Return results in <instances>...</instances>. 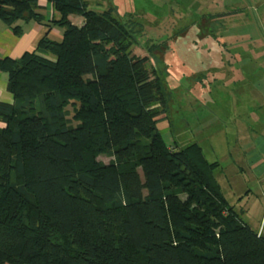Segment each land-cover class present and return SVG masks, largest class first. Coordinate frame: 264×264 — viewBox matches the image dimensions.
<instances>
[{
    "label": "trees",
    "instance_id": "16d2710c",
    "mask_svg": "<svg viewBox=\"0 0 264 264\" xmlns=\"http://www.w3.org/2000/svg\"><path fill=\"white\" fill-rule=\"evenodd\" d=\"M40 1L0 0V20L21 35V21L44 20ZM46 1L63 39L0 55L14 97L0 102V264H264V236L225 198L220 163L158 128L168 44L137 56L139 31L112 8Z\"/></svg>",
    "mask_w": 264,
    "mask_h": 264
},
{
    "label": "rangeland",
    "instance_id": "374dc122",
    "mask_svg": "<svg viewBox=\"0 0 264 264\" xmlns=\"http://www.w3.org/2000/svg\"><path fill=\"white\" fill-rule=\"evenodd\" d=\"M86 2L88 9L98 12L112 8L121 22L134 25V29L139 31L136 35V45L133 47L137 56L148 55V48L153 45L168 44V49L156 51L159 59L169 64L165 80L172 92L168 116L159 122L158 128L168 144L174 141L179 147L194 142L201 144L207 159L220 163L216 169V177L229 203L235 206L241 219L248 222L253 230L258 232L260 226L264 229V195L261 184L247 166V173L241 177L237 176L236 168L231 163L233 161L228 157L229 146L235 145L236 141L235 127L233 129L231 126L229 115L233 103L228 101L227 91L221 90L210 79L207 80L208 83H203L210 70L203 71L202 63L209 67L211 58L225 56L218 52L213 53L227 46L224 37L227 24L224 15L219 13V16H211L215 10L211 9L210 0ZM222 11H225V8H222ZM72 20L79 25L83 17L72 15ZM197 87L202 89L200 94L210 93V96L195 98ZM216 96L219 98L216 99L215 106L212 102ZM68 111L71 119L73 107L69 106ZM213 115L214 119L211 117ZM209 120L216 124L206 128L204 123ZM70 124L76 125L75 122ZM0 126L3 124L0 123ZM199 130L202 131L201 134L197 133ZM99 160L109 163L113 158L110 155H101ZM241 208H244L245 213H240Z\"/></svg>",
    "mask_w": 264,
    "mask_h": 264
},
{
    "label": "crops",
    "instance_id": "0c3cea01",
    "mask_svg": "<svg viewBox=\"0 0 264 264\" xmlns=\"http://www.w3.org/2000/svg\"><path fill=\"white\" fill-rule=\"evenodd\" d=\"M210 7L216 11H212L211 16H219L221 13L226 19L224 37L227 46L213 52L225 54L224 57L218 55L217 58H211L209 67L202 63L203 71L210 70L203 83H208L210 79L221 90L227 91L228 101L233 103L229 114L230 123L236 132L235 145L229 146L228 157L233 161L231 163L236 168L237 176L241 177L247 173L245 166L254 173V178L261 184L264 195V0H210ZM222 8H225V11H222ZM37 12L44 20L21 21V35L14 34L12 29L0 20L1 56L19 58L25 52L35 50L45 36L55 41L63 39V29L51 22L59 18L52 4L46 0L40 1ZM70 20L76 24L72 16ZM82 24L83 20L79 25ZM238 26L243 28L239 29ZM7 87L8 74L0 72V102L13 103L14 97ZM200 91L202 92V89L197 87L195 98L210 96V93L203 95ZM218 98L216 96L215 100L212 99L214 105ZM211 117L215 118L214 115ZM204 124L208 128L216 122L211 123L209 120ZM197 133L201 134L202 131ZM232 206L235 209V206ZM240 213H245L244 208H241ZM257 233L264 236V229L260 226Z\"/></svg>",
    "mask_w": 264,
    "mask_h": 264
}]
</instances>
